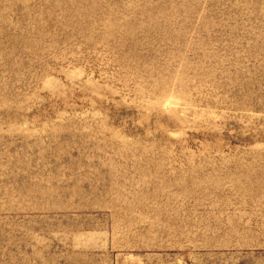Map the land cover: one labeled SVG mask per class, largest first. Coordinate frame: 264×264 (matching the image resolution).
I'll return each instance as SVG.
<instances>
[{"label":"rangeland","instance_id":"rangeland-1","mask_svg":"<svg viewBox=\"0 0 264 264\" xmlns=\"http://www.w3.org/2000/svg\"><path fill=\"white\" fill-rule=\"evenodd\" d=\"M0 264H264V0H0Z\"/></svg>","mask_w":264,"mask_h":264}]
</instances>
